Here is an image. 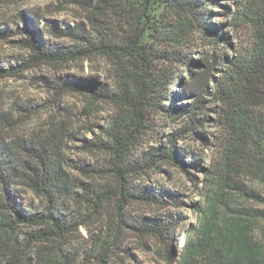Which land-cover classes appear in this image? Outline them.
<instances>
[{
    "label": "rangeland",
    "instance_id": "1",
    "mask_svg": "<svg viewBox=\"0 0 264 264\" xmlns=\"http://www.w3.org/2000/svg\"><path fill=\"white\" fill-rule=\"evenodd\" d=\"M153 1L147 12L156 18L162 7L160 0ZM98 2L0 1V70L19 69L26 64L32 56L29 43L33 38L46 47L74 48L85 44L79 40L82 37L97 42V30L102 31V26L119 33L122 23H116L110 13L99 15L95 10ZM143 4L144 0L136 2L141 11ZM260 4L261 0H211L206 5L210 23L223 39L201 30L194 33L196 50L189 52V57L199 64L191 65L190 69L209 81L202 101L195 104L199 108L178 120L154 114L153 124L162 128L160 142L150 141L151 136L145 137L146 144L141 149L146 152L161 145L168 147L166 137L172 136L186 171L163 162L146 175L129 178L131 187H147L160 194L161 204L141 200L124 202L116 197L94 206L93 196L84 194L85 188L114 184L106 173L109 157L87 151L84 141L96 139L117 108L100 101H91L89 106L81 94L65 87L74 82L96 80L111 90L114 69L109 59L95 56L40 63L22 67L12 76H0V162L6 161L7 166L16 169L13 175L2 171L0 222L4 216L11 221L15 219L9 207L33 214L49 205L64 219L77 222L76 227L61 235L55 231L50 233L48 224H17L11 244L17 248L20 262L181 264L186 240L193 243L201 240L202 248L194 264H209L219 231L224 229L223 221L246 218L247 212L264 213V184L249 137L255 140L256 136L252 131L243 135L233 131L237 116L227 103L220 101L215 88L224 76L226 61L239 54L246 55L253 48ZM143 40L150 41L147 36ZM190 75L182 68L180 84L172 83L170 91L193 85ZM194 101L195 97L189 93L181 100L188 105ZM44 148L49 149V156L44 159L46 169L55 173L57 180L43 185L40 181L44 175L40 173L42 160L37 155L42 156ZM33 172L38 174V188L29 186L26 178V175L34 178ZM216 197L219 198L218 229L203 238L200 223L211 199ZM154 222L170 223L176 229L167 238L156 237L147 231ZM249 223L248 237L264 246V219ZM41 232H45L47 239Z\"/></svg>",
    "mask_w": 264,
    "mask_h": 264
},
{
    "label": "trees",
    "instance_id": "2",
    "mask_svg": "<svg viewBox=\"0 0 264 264\" xmlns=\"http://www.w3.org/2000/svg\"><path fill=\"white\" fill-rule=\"evenodd\" d=\"M210 1L160 0L161 12L154 18L147 12L153 0H144L142 11L136 6L137 0H99L95 10L101 16L110 13L116 23L121 22L119 33L102 26V31L97 30V42L82 37L79 40L85 44H78L74 48L46 47L33 38L29 43L32 56L26 64L19 69L0 70V76H12L21 71L22 67H33L40 63L68 62L95 56L111 61L114 69V85L111 90L96 80L74 82L67 88L66 84L62 85L69 91L81 94L89 106L92 105L91 101H100L112 103L117 108L99 136L84 141V149L87 151H97L109 157L106 173L114 182L107 187H84V194L93 196L94 206L101 205L105 199L116 197L119 198L116 200L124 202L141 200L161 204L163 201L160 194L147 187H131L129 178L146 175L163 162L175 164L186 171V164L177 153L172 136L166 137L168 147L161 145L146 152L141 149L146 144L145 137L151 136L150 141L160 142L162 128L153 124L154 114L178 120L185 113L193 114L194 109L199 108L195 104L202 101L209 81L190 69L191 65L199 64L189 57V52L196 50L194 33L201 30L218 40L223 39L220 31L210 23V14L206 13V5ZM259 8L254 24L256 36L253 48L246 55L239 54L226 61L224 76L217 81L215 88L216 93L220 94V101L227 103L237 116V127L232 125L233 131L240 135L252 131L256 136L255 140L249 137L264 184V0H261ZM144 36L150 41H144ZM182 68L191 74V83L194 84H186L179 91H170L172 83L176 86L180 84ZM187 93L195 97L192 105L181 102ZM189 119L192 121V118ZM41 154L37 156L42 160L40 173L45 177L43 175L40 181L44 185L57 179L55 173L47 171L44 163V159L49 156V149L44 148ZM0 163V179L4 182L2 171L13 175L16 169L7 166L6 161ZM37 176L35 172L34 178L26 175L29 186L39 187ZM218 205L219 198L216 197L211 199L206 208L204 221L200 223L203 238L213 229H218ZM9 210H13L15 219L11 221L8 216L1 218L0 264H24L18 258L17 248L11 244L17 224H48L50 233L56 232L58 235L71 231L77 225L73 219H64L52 205L33 214L21 213L10 207ZM245 216L223 221L224 229L219 231L212 262L209 264H264V246L253 243L248 237L249 221L264 219V213L247 212ZM175 229L176 226L170 223L154 222L148 226L147 231L156 237L167 238ZM41 234L47 239L45 232ZM36 238L40 239L39 236ZM201 248V240L195 243L186 240L181 264H194L195 256Z\"/></svg>",
    "mask_w": 264,
    "mask_h": 264
}]
</instances>
